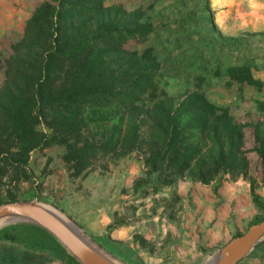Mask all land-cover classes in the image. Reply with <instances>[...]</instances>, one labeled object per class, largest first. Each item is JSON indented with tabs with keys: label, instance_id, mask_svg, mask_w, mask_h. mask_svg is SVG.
Segmentation results:
<instances>
[{
	"label": "trees",
	"instance_id": "1",
	"mask_svg": "<svg viewBox=\"0 0 264 264\" xmlns=\"http://www.w3.org/2000/svg\"><path fill=\"white\" fill-rule=\"evenodd\" d=\"M170 9L171 23L178 28L167 33L168 41L198 54V72L180 67L170 55L160 61L153 49L138 53L124 48L152 31L149 8L108 6L105 0H47L37 8L8 60L0 89V162L6 163L13 150L26 158L39 146L41 111L64 115L58 120L69 128L77 114L67 116L63 109L88 104L108 109L109 116L118 113L123 147L147 150L149 170L168 168L184 175L200 156L190 176L202 183L225 174L245 178L244 128L250 127L251 151L264 172V101L238 95L240 104L250 106V120L243 123L230 107L206 96L211 79L237 90L264 88L253 74L264 68V32L224 35L214 23L209 0H172ZM167 87L179 90L169 94ZM72 150L107 155L113 148L107 143ZM27 230L41 236L34 238V246L56 250L66 264H79L45 230L35 225ZM0 236L16 239L4 229Z\"/></svg>",
	"mask_w": 264,
	"mask_h": 264
},
{
	"label": "rangeland",
	"instance_id": "2",
	"mask_svg": "<svg viewBox=\"0 0 264 264\" xmlns=\"http://www.w3.org/2000/svg\"><path fill=\"white\" fill-rule=\"evenodd\" d=\"M46 1L0 0V89L28 18ZM209 1L214 23L224 35L264 32V0ZM152 3L105 0L108 6L149 8L152 31L124 48L138 53L153 49L160 61L170 55L180 67L198 72V54L168 41L167 33L178 28L171 23L172 0ZM253 74L264 82V68ZM209 83L207 99L230 107L243 123L250 120V106L240 104L239 98L264 101V88L260 92L237 90L218 79ZM177 90L166 88L169 94ZM107 110L88 104L63 109L67 116L77 114L75 125L69 128L61 126L58 112L41 111L45 117L38 127L42 135L39 146L26 158L13 150L6 163L0 162L1 200L6 203L12 196L14 202H36L59 211L123 264H206L229 241L264 220V172L251 151L250 127L244 128L247 177L225 174L202 183L190 176L200 156L184 175L168 168L149 170L147 150L138 147L127 151L118 128V113L113 111L112 117ZM56 116L54 127L50 122ZM107 143L113 148L107 155L87 150L80 155L81 151L72 150L74 146L98 148ZM29 225L33 224L15 222L0 227L16 237L0 236V264H66L56 250L34 246V238L41 236L27 230ZM237 264H264V238Z\"/></svg>",
	"mask_w": 264,
	"mask_h": 264
},
{
	"label": "water",
	"instance_id": "3",
	"mask_svg": "<svg viewBox=\"0 0 264 264\" xmlns=\"http://www.w3.org/2000/svg\"><path fill=\"white\" fill-rule=\"evenodd\" d=\"M46 205L36 202H10L0 205V221L27 222L49 233L79 264H123L89 238L75 223H66ZM59 212V211H58ZM264 238V220L251 225L247 232L223 246L213 264H237ZM209 259V260H210Z\"/></svg>",
	"mask_w": 264,
	"mask_h": 264
},
{
	"label": "bare ground",
	"instance_id": "4",
	"mask_svg": "<svg viewBox=\"0 0 264 264\" xmlns=\"http://www.w3.org/2000/svg\"><path fill=\"white\" fill-rule=\"evenodd\" d=\"M45 207H47V206H45ZM47 208L50 209L55 215H57V216H58L61 220H63L64 222L69 223V224H72L71 221H70L67 217H65L63 214H61L60 212H58V211H56V210H54V209H52V208H50V207H47ZM8 223H9L8 220L2 219V220L0 221V227H1L2 225H6V224H8ZM211 261H212V259H211L209 262H207L206 264H213Z\"/></svg>",
	"mask_w": 264,
	"mask_h": 264
}]
</instances>
